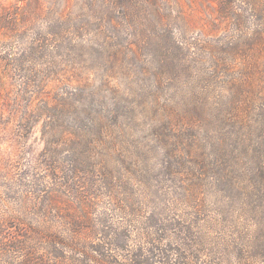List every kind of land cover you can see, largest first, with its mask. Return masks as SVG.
I'll return each mask as SVG.
<instances>
[{
	"label": "rangeland",
	"instance_id": "1",
	"mask_svg": "<svg viewBox=\"0 0 264 264\" xmlns=\"http://www.w3.org/2000/svg\"><path fill=\"white\" fill-rule=\"evenodd\" d=\"M167 1L0 0V264H262L264 20Z\"/></svg>",
	"mask_w": 264,
	"mask_h": 264
},
{
	"label": "trees",
	"instance_id": "2",
	"mask_svg": "<svg viewBox=\"0 0 264 264\" xmlns=\"http://www.w3.org/2000/svg\"><path fill=\"white\" fill-rule=\"evenodd\" d=\"M106 1L118 4L122 7H124L126 5L128 6V4L131 5V2H133V1L137 2V0H106ZM216 2L218 4V13H219L220 18H227V17L228 18H230V17L236 18L238 16V11L240 10V8H238L236 5V3H237V4L241 5V8L250 12L253 17L260 19V20H264V0H216ZM140 3L155 4L156 6L153 7V13H155V15L160 18L159 14H163V13H161L160 11H157L156 8H159L160 5L163 3H169V2L167 0H140ZM150 21H151V19H150ZM136 25L139 26L140 22H138ZM169 26L170 25L167 24L165 27H169ZM160 27H161L160 24H158L156 26L150 25V28L154 31V33L156 35H159V33H160L159 28ZM166 36L170 41H172L171 37H170V29H167ZM57 238L58 237L56 236V233L52 232L51 230L45 234L44 240L42 241V243L44 245L43 250H44V252H46V254H45L46 256L44 257V259H45L44 263L48 262L50 264H56V262L53 263V262H49V261H52V260L58 261V259H62V258H59L60 255H59V248L58 247L59 246L64 247L67 245L66 243H69V245H70L72 242V240L68 241V242L60 241ZM46 249H48V250H46ZM94 252L96 254L97 253L99 254V252H97V250H94ZM178 256L179 257L174 260V262H175L174 264H193V263H191L192 262L191 260L189 261L190 258H188V260H187V259H185V257L183 255L178 254ZM46 257H48V259H50V260L47 261ZM262 259H263L262 264H264V257H262ZM91 260L92 259L90 257L87 259V261H91ZM102 262H105L106 264H111V263L112 264H122L121 262H118V261H115V263L109 262L106 259H103ZM147 263H148L147 260H136V259H134V264H147ZM164 264H169V263H164ZM202 264H218V263H215V262L209 263V262L205 261Z\"/></svg>",
	"mask_w": 264,
	"mask_h": 264
}]
</instances>
